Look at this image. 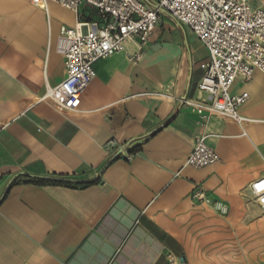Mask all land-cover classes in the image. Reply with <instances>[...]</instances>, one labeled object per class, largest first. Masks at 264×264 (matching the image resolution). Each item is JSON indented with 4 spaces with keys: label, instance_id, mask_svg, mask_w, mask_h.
<instances>
[{
    "label": "crops",
    "instance_id": "1",
    "mask_svg": "<svg viewBox=\"0 0 264 264\" xmlns=\"http://www.w3.org/2000/svg\"><path fill=\"white\" fill-rule=\"evenodd\" d=\"M80 20H97L95 10L0 0V264L237 261V235L264 227L250 191L264 176V73L231 86L249 96L241 121L200 118L187 102L207 50L162 11L145 45L129 39L97 60L79 107L59 110L42 97L65 78L61 27ZM200 133L218 160L194 168Z\"/></svg>",
    "mask_w": 264,
    "mask_h": 264
},
{
    "label": "built area",
    "instance_id": "2",
    "mask_svg": "<svg viewBox=\"0 0 264 264\" xmlns=\"http://www.w3.org/2000/svg\"><path fill=\"white\" fill-rule=\"evenodd\" d=\"M29 1L45 6L50 0ZM51 1L74 10L86 4L97 15V20H80L74 27H61L56 49L63 58L65 78L48 86L42 97L50 99L57 109H77L82 91L94 78L93 64L123 51L129 39L145 45L163 11L188 26L208 53V59L200 64L199 96L187 102L191 111L202 119L212 114L243 119L239 108L249 96L245 92L232 94L231 86L237 78L248 81L254 71L264 73V8L254 7L252 0ZM141 56L140 51L128 54L133 62ZM3 127L0 122V130ZM206 136L200 133L194 137L186 161L194 168L218 160L216 151L207 145ZM250 191L264 213V176L250 183ZM197 199L207 200L202 190Z\"/></svg>",
    "mask_w": 264,
    "mask_h": 264
},
{
    "label": "rangeland",
    "instance_id": "3",
    "mask_svg": "<svg viewBox=\"0 0 264 264\" xmlns=\"http://www.w3.org/2000/svg\"><path fill=\"white\" fill-rule=\"evenodd\" d=\"M234 241L236 247L231 253L237 255V261H219L220 264H264V227L257 225L252 233L237 235Z\"/></svg>",
    "mask_w": 264,
    "mask_h": 264
},
{
    "label": "trees",
    "instance_id": "4",
    "mask_svg": "<svg viewBox=\"0 0 264 264\" xmlns=\"http://www.w3.org/2000/svg\"><path fill=\"white\" fill-rule=\"evenodd\" d=\"M41 183L60 184V185H83L80 183L71 182L70 180H51V179H36Z\"/></svg>",
    "mask_w": 264,
    "mask_h": 264
},
{
    "label": "bare ground",
    "instance_id": "5",
    "mask_svg": "<svg viewBox=\"0 0 264 264\" xmlns=\"http://www.w3.org/2000/svg\"><path fill=\"white\" fill-rule=\"evenodd\" d=\"M223 209H225V207H223Z\"/></svg>",
    "mask_w": 264,
    "mask_h": 264
}]
</instances>
